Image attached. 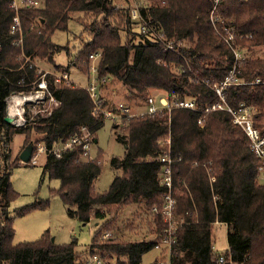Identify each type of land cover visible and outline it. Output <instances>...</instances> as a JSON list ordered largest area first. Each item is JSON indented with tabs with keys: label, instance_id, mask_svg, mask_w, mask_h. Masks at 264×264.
Segmentation results:
<instances>
[{
	"label": "trees",
	"instance_id": "trees-1",
	"mask_svg": "<svg viewBox=\"0 0 264 264\" xmlns=\"http://www.w3.org/2000/svg\"><path fill=\"white\" fill-rule=\"evenodd\" d=\"M118 1L123 5L117 6ZM149 1L140 3L139 11L155 31L164 32L162 40L153 38L150 31L141 32L137 22L130 20L131 0H39L38 7L18 10L21 31L16 33L10 31L15 15L10 0H0V264H95L87 262L92 255L101 264H142V255L161 240L164 223L159 214L153 213L155 240L124 241L103 234L113 229L122 206L142 203L151 211L160 204L165 187L160 183L158 157L167 149L172 158L175 213L182 220L169 264H217L218 253L212 250L216 221L228 225L232 264H264V184L257 180L258 157L247 136L225 111L203 114L174 105L177 100L193 99L201 110L215 101L210 85L233 68L234 47L244 54L236 63V76L246 82L256 77L264 80V57L243 52L264 46V0H219L212 15L213 0ZM88 15L92 18L85 21ZM72 18L81 24L80 33L89 36L73 57L67 44L60 46L51 39L55 31L67 30ZM226 29L234 34L231 45L224 40ZM20 37L21 44L15 43ZM165 40L185 43L174 42L175 49H166ZM63 49L68 62L56 63L55 56ZM97 51L101 53L99 78L121 83L131 99L146 100L150 90H161L171 109L123 115L114 121L116 140L125 151L111 157V166L119 172L101 192L95 191L93 180L100 173L102 150L87 159L80 144L58 156L46 153L40 181L45 175L57 178L59 186L50 191L60 195L68 214L84 223L94 218L98 225L87 256L76 249V238L58 244L48 229L36 240L14 242V217L49 202L36 200L9 214L18 196L10 182L20 153L12 154L14 135L22 133V145H26L32 132L39 133L36 144L50 147L85 127L95 141L104 118L93 113L82 86L55 84L52 75L47 82L59 104L47 116L37 115L24 125L6 122V97L12 91L30 89L37 77L32 62L49 64L53 72L70 75L75 69L87 76L83 62ZM224 93L233 106L243 102L255 107L253 124L264 132V83L230 84ZM103 97V104L112 107Z\"/></svg>",
	"mask_w": 264,
	"mask_h": 264
},
{
	"label": "rangeland",
	"instance_id": "rangeland-1",
	"mask_svg": "<svg viewBox=\"0 0 264 264\" xmlns=\"http://www.w3.org/2000/svg\"><path fill=\"white\" fill-rule=\"evenodd\" d=\"M140 2H150L149 0H140ZM132 4V2H131ZM117 6L123 5L121 1H118ZM131 5L129 6V8ZM81 14V13H80ZM79 15V14H78ZM83 17V16H82ZM92 17L90 15L84 16L85 21H90ZM81 24L75 19H70L68 22V29L65 31H55L52 34V41L60 46L69 47V52L72 57L76 53L77 48L82 45V42L89 39L87 32L80 33ZM162 33V32H160ZM124 36V32H122ZM153 36V34H152ZM154 37V36H153ZM158 40V39H156ZM185 40L178 44H184ZM246 56L264 57V46L254 47L249 50L243 51ZM56 63L66 64L68 58L66 57L65 50H61L55 56ZM99 61V60H98ZM88 68L92 64V61L87 59V63L83 62ZM40 67L47 70L52 68L49 64L38 63ZM98 66V65H97ZM75 69L69 75L70 78L82 86L86 84L87 76H83L79 71L74 72ZM121 83L114 80H109L103 88V95L106 96L108 104L112 103L113 108H117L119 103H123L131 107V110H140L146 107V103L141 99H131L129 94L125 92ZM125 93V94H124ZM160 95L165 96L161 90H150L148 96L155 98ZM136 101L140 105L134 107L131 102ZM135 102V103H136ZM134 103V104H135ZM59 104V103H58ZM58 104L51 103L49 108L42 111V106H26L25 109L29 111V114L34 115L29 120L45 116L47 112L52 111ZM41 110V111H39ZM39 111V112H38ZM37 112V113H34ZM27 116V113H26ZM14 124V122H12ZM114 121L111 118H105L101 127L96 130V141H91L87 154H84L83 158H93L97 152L102 150L103 155L99 161L100 173L98 177L93 180V186L95 191L101 192L106 190L113 180V177L119 171L113 168L110 164L112 156H121L124 154V144L116 140V135L113 130ZM15 125V124H14ZM41 134L32 132L31 140L29 143L35 144ZM24 135L17 133L14 135L10 144L12 154H17L26 145H22ZM40 144V143H39ZM42 144V143H41ZM46 160V155L40 153L36 163H22L20 160L11 173L10 182L13 189L18 192V196L11 202L9 206V214L13 215L16 208L25 204L32 203L36 200L48 199V204L43 208L34 209L24 215L14 217L13 226L15 234L13 237L14 242L18 241H32L38 239L42 233L48 229L51 234V238L55 243H68L72 239L76 238V249L81 256L88 255L87 247L90 244L94 232L97 230L98 225L95 224V219L91 218L88 222H81L76 217L68 214L67 206L63 203L59 194H51V188H57L59 181L57 178H50L45 175L40 181L42 176V168ZM142 204V203H141ZM130 203L122 206L115 219L113 229L105 230L103 237L105 238H119L124 241H137V240H155L157 238L154 230L156 224L153 222V212L144 204ZM227 229L228 225L222 222H215L213 226V243L212 249L214 253H225L228 250L227 244ZM108 233V235L106 234ZM160 240V239H159ZM160 264H169V253L166 250L165 245L159 244V247L152 248L142 255V264H149L154 261Z\"/></svg>",
	"mask_w": 264,
	"mask_h": 264
},
{
	"label": "built area",
	"instance_id": "built-area-1",
	"mask_svg": "<svg viewBox=\"0 0 264 264\" xmlns=\"http://www.w3.org/2000/svg\"><path fill=\"white\" fill-rule=\"evenodd\" d=\"M219 0H213V8L211 15L215 12L216 5ZM132 5L129 8L128 15L131 21L137 22L138 28L141 32L150 31L153 34V38L162 40L164 38L163 31H155L144 16L140 13L139 4L144 3L140 0H131ZM40 5L39 0H10V6L14 9L15 15L13 16L12 24L10 26V31L16 33L21 31V23L18 16V10L23 7H38ZM162 32V33H160ZM224 40L231 45L234 40V34L229 29L225 30ZM21 37L15 43L21 44ZM174 42L176 40H165L164 45L166 49H175ZM177 43V42H176ZM177 45H179L177 43ZM235 55V63L233 68L228 72V74L217 82H213L210 87L216 95L215 101L210 104L205 105V107L199 110L193 99H184L175 101L174 105L176 107L187 108L192 111H200L203 114H206L211 111H225L227 112L233 124L239 125L245 135L247 136L249 147L251 151L258 157V164L256 167L257 171V180L264 184V132H261L253 124L254 114L256 113V108L246 105L243 102H240L238 105L233 106L227 101L224 90L230 84L235 83H255L260 84L264 83V80L256 77L251 82L241 81L239 77L235 74V67L238 60L244 57L240 50L236 47L233 48ZM100 51L90 53L88 55V60L92 61V64L89 65L90 74L87 76V81L82 87L87 91L92 104H93V113L97 116H102L105 118H111L113 121H116L123 115L133 116V115H144V114H154L160 112L163 109L170 110L171 106L168 102L166 96L160 95L159 97L147 96L146 100L143 102L146 103V107L140 110H131L130 106H127L123 103H119L117 108H112L104 105L103 97V88L105 84L110 80L109 77L104 76L99 78L97 76L98 69V60L100 59ZM34 67H36L37 77L30 83L31 87L27 92L24 91H12L6 97V114L12 118V122L15 125H24L29 118H32L34 115L29 114V111L25 109L26 106H42V111L46 112V109L49 108L51 103L58 104L59 102L53 97L52 92L48 86L47 76L52 75L54 78V83L66 82L73 83L77 85L78 83L74 82L68 73H57L49 71L43 67H40L37 63L32 62ZM19 85H23L18 83ZM134 107H138L133 105ZM41 111V110H39ZM38 111V112H39ZM51 112V111H50ZM50 112H47L45 116L49 115ZM27 113V116H26ZM37 113V112H34ZM198 122H202V118L198 119ZM93 136L90 131L85 127L81 128L80 133H76L70 136L67 139H61L58 142H55L50 147H46L43 144H33V150L29 158L30 163H36L38 155L47 152H51L55 155H59L63 150L71 148L75 144H80L84 149V154H87L89 146L91 144ZM167 144L169 148V139L167 138ZM162 162L160 168V183L165 187V192L162 196L160 204H154L151 211L155 214H159L163 223L164 228L161 236L160 242L155 246L159 247V244L165 245L166 250L169 255L172 251V245L176 241L178 228L182 224V220L176 217V201L173 194V169H172V158L167 149L162 155L158 157ZM218 222V221H216ZM108 235V233H106ZM213 250V249H212ZM217 264H226L233 263L230 252L227 250L225 253H218L215 257ZM101 264L102 261L97 258L95 255L90 256L87 259L88 263Z\"/></svg>",
	"mask_w": 264,
	"mask_h": 264
},
{
	"label": "water",
	"instance_id": "water-1",
	"mask_svg": "<svg viewBox=\"0 0 264 264\" xmlns=\"http://www.w3.org/2000/svg\"><path fill=\"white\" fill-rule=\"evenodd\" d=\"M6 122L12 123V118L6 114V116L4 117ZM33 150V144L32 143H28L19 153V160L22 163H28L29 158L31 156Z\"/></svg>",
	"mask_w": 264,
	"mask_h": 264
},
{
	"label": "crops",
	"instance_id": "crops-1",
	"mask_svg": "<svg viewBox=\"0 0 264 264\" xmlns=\"http://www.w3.org/2000/svg\"><path fill=\"white\" fill-rule=\"evenodd\" d=\"M109 101V100H108ZM135 103V102H134ZM134 103H132V105H135V106H139L140 104L138 103V102H136L135 104ZM110 104H112V103H110ZM97 139H95V141H96ZM20 164V163H19ZM153 239V238H152ZM151 239V240H152ZM154 248H157V247H154Z\"/></svg>",
	"mask_w": 264,
	"mask_h": 264
}]
</instances>
